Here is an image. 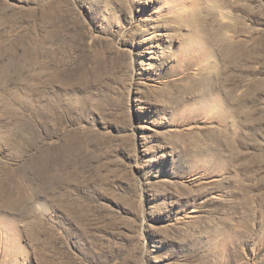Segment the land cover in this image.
I'll return each mask as SVG.
<instances>
[{"label": "rangeland", "instance_id": "374dc122", "mask_svg": "<svg viewBox=\"0 0 264 264\" xmlns=\"http://www.w3.org/2000/svg\"><path fill=\"white\" fill-rule=\"evenodd\" d=\"M0 264H264V0H0Z\"/></svg>", "mask_w": 264, "mask_h": 264}, {"label": "bare ground", "instance_id": "6f19581e", "mask_svg": "<svg viewBox=\"0 0 264 264\" xmlns=\"http://www.w3.org/2000/svg\"><path fill=\"white\" fill-rule=\"evenodd\" d=\"M219 110H220V108H219Z\"/></svg>", "mask_w": 264, "mask_h": 264}]
</instances>
